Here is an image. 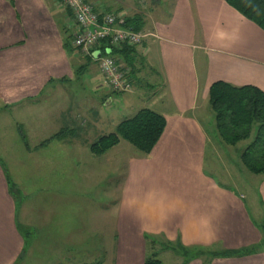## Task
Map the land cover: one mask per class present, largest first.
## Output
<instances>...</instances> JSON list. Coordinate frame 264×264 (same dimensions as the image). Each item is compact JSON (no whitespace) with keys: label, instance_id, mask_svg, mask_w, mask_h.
<instances>
[{"label":"crops","instance_id":"0c3cea01","mask_svg":"<svg viewBox=\"0 0 264 264\" xmlns=\"http://www.w3.org/2000/svg\"><path fill=\"white\" fill-rule=\"evenodd\" d=\"M57 1L0 0V264H17L26 246L17 219L20 184L11 182L6 173L12 126L21 123L17 130L28 139L23 124L30 120L27 116L48 111L41 122L53 127L51 137L66 128L71 137L77 130H71L75 121L64 119L68 124H63L54 116L70 99L58 82L65 85L76 69L95 64L97 72L91 79L95 77L97 90L106 88L95 61L78 51L64 54L63 42L73 29ZM88 1L101 11L140 19L143 42L116 60L127 69L132 86L144 83L153 92L149 97L145 96L149 92L143 94L148 106L142 109L166 120L154 149L128 160L114 206V264H143L153 253L160 261L162 255L171 253L178 259L174 264L183 262L174 251L159 246L151 249V238L204 251L187 264H264V184L261 194H246L204 173L209 142L218 152L226 145L217 133L208 141L201 118L214 82L253 86L264 93V31L225 0H143V5L140 1L136 6L133 0L130 5L121 0ZM110 104L112 98L106 101V106ZM40 125L37 128L42 130ZM40 143L36 147L47 146ZM33 230L39 238L49 234L40 224ZM260 242L254 253L224 256V251Z\"/></svg>","mask_w":264,"mask_h":264},{"label":"rangeland","instance_id":"374dc122","mask_svg":"<svg viewBox=\"0 0 264 264\" xmlns=\"http://www.w3.org/2000/svg\"><path fill=\"white\" fill-rule=\"evenodd\" d=\"M121 1L128 5L132 2ZM140 1L143 5V0H133L132 3L136 6ZM57 6L60 5L57 3ZM124 11L128 12L126 8ZM70 46L69 43L63 46L64 54L76 53ZM65 64L67 67L71 65ZM75 72L65 85L58 82L70 99L54 114L63 120V124H68L66 119L75 121L71 130L75 127L77 130L71 137L65 133L69 131L67 128L51 137L53 127L41 122L48 111L37 116L29 114L27 118L30 120L23 123L28 132V139L25 138L28 147L17 130L19 122L12 126L14 133L9 138L8 154L5 155L6 173L11 182L20 184V194L16 197L17 219L26 239L24 254L17 264H114V206L127 175L128 160L139 153L123 140L102 155H93L89 147L98 138L114 133L121 119L147 107L143 94L149 92L145 95L149 97L153 92L148 91L144 83H136L130 92L113 95L107 85L105 89L97 90L95 77L91 79V74L95 76L97 72L95 64ZM108 97L112 98V104L106 106ZM203 107L201 110L205 115L201 118L209 132V141L217 132L208 101ZM39 124L42 130L37 128ZM34 134L38 135L35 137ZM47 138L51 140L46 147H36ZM246 144L241 142L234 148L226 146L218 152L209 142L205 150L204 173L238 192L261 194L264 173L251 174L239 162L240 149ZM24 224H27L26 228ZM39 224L49 233L42 234V238L33 230ZM160 259L164 264L178 262L171 253H165Z\"/></svg>","mask_w":264,"mask_h":264},{"label":"trees","instance_id":"16d2710c","mask_svg":"<svg viewBox=\"0 0 264 264\" xmlns=\"http://www.w3.org/2000/svg\"><path fill=\"white\" fill-rule=\"evenodd\" d=\"M89 2L88 0H85ZM226 3L236 10L240 15L254 23L264 31V0H225ZM63 8V12L71 18V12L65 9L60 1H57ZM94 13L97 15V23L103 24V16L106 14H119L120 12H105L94 6ZM101 14H98V13ZM124 17L123 27L131 29L135 33H142L141 21L137 17ZM143 34V33H142ZM145 38V37H144ZM113 47L108 42L101 43L95 49L104 52L106 47L110 48V56L115 60L125 56L140 45ZM71 44L73 50L82 54L79 48L73 46V32L69 35L65 45ZM94 50V49H93ZM91 50V51H93ZM95 61V55H84ZM121 55V56H120ZM126 58V57H124ZM117 61V60H116ZM97 63V61H95ZM118 63V62H117ZM128 64V63H126ZM98 65V63H97ZM120 65V64H119ZM119 95V94H118ZM208 104L213 113L214 126L220 141L226 146L235 147L241 142H247L239 153L240 165L251 174L259 175L264 173V93L253 86L234 87L228 83L217 81L211 84L208 90ZM166 127L165 118L150 110L141 109L132 117L120 121L114 133L98 138L89 147L93 155H102L109 149L118 145L120 140L129 143L141 155H148L159 142ZM21 131V129H20ZM57 137V135L55 136ZM24 144L27 146L25 136L21 135ZM46 140L42 145L47 144ZM151 249L159 246L160 250H171L183 257L181 264H187L192 258L200 257L204 251L188 249L179 244L157 243L149 239ZM190 250V251H189ZM192 251V253H191ZM257 251V247L241 249L239 251H224V256H242ZM193 254V255H192ZM213 254V252H211ZM143 264H164L156 254L148 256Z\"/></svg>","mask_w":264,"mask_h":264},{"label":"built area","instance_id":"2783aa9c","mask_svg":"<svg viewBox=\"0 0 264 264\" xmlns=\"http://www.w3.org/2000/svg\"><path fill=\"white\" fill-rule=\"evenodd\" d=\"M61 5L71 12V27L73 29V46L79 48L84 55H95L99 72L105 81L109 91L115 94L128 93L132 89L128 78V71L110 56V48L104 52L95 49L103 42L113 47H121L122 44L132 46L144 39L142 33H135L131 29L123 27L124 17L119 14H106L103 16V24L97 23V15L94 13V5L85 0H58ZM94 49V50H93ZM93 50V51H91Z\"/></svg>","mask_w":264,"mask_h":264}]
</instances>
